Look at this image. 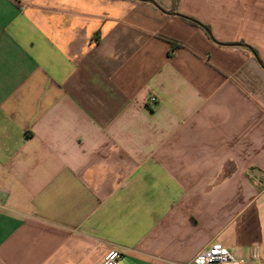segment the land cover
Listing matches in <instances>:
<instances>
[{
  "label": "crops",
  "instance_id": "crops-1",
  "mask_svg": "<svg viewBox=\"0 0 264 264\" xmlns=\"http://www.w3.org/2000/svg\"><path fill=\"white\" fill-rule=\"evenodd\" d=\"M210 242L264 262V0H0V264Z\"/></svg>",
  "mask_w": 264,
  "mask_h": 264
},
{
  "label": "built area",
  "instance_id": "built-area-1",
  "mask_svg": "<svg viewBox=\"0 0 264 264\" xmlns=\"http://www.w3.org/2000/svg\"><path fill=\"white\" fill-rule=\"evenodd\" d=\"M150 103H155L154 96L149 97ZM122 253L118 248H111L101 264H117ZM185 264H264L257 250H252L248 259L233 255L227 248L216 242H210L202 248L189 262Z\"/></svg>",
  "mask_w": 264,
  "mask_h": 264
},
{
  "label": "trees",
  "instance_id": "trees-1",
  "mask_svg": "<svg viewBox=\"0 0 264 264\" xmlns=\"http://www.w3.org/2000/svg\"><path fill=\"white\" fill-rule=\"evenodd\" d=\"M181 17L186 19L187 21H189L192 24H195V25H198V26L202 27L207 32V34H209L208 28L206 26H204L203 24H201L200 22H198V21H196V20H194L192 18H189V17H185V16H181ZM239 45L243 46V44H239ZM249 49H251V48H249Z\"/></svg>",
  "mask_w": 264,
  "mask_h": 264
}]
</instances>
